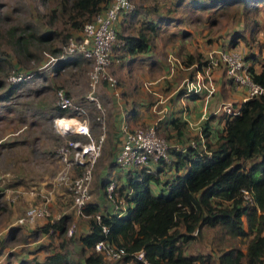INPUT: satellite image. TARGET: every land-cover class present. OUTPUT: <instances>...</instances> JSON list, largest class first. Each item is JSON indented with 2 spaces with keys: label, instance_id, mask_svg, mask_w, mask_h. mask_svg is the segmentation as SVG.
Instances as JSON below:
<instances>
[{
  "label": "rangeland",
  "instance_id": "obj_1",
  "mask_svg": "<svg viewBox=\"0 0 264 264\" xmlns=\"http://www.w3.org/2000/svg\"><path fill=\"white\" fill-rule=\"evenodd\" d=\"M57 2L58 0H0V31H5L4 34L0 32V59L7 61L0 70V81L3 83L0 87V241L6 239L3 251L0 246V264H36L44 261L63 238L58 233L47 235L39 229L49 219L54 221L63 215L67 216L64 237L77 238L83 234L84 226L88 223L86 214L77 215L74 212L69 183L57 185L55 182L56 174L64 167L56 150L71 138V134L65 137L60 135L53 121L56 116L64 113L56 106L57 90L64 89L74 101L86 107L87 118L91 122L90 131L96 136L102 125L97 120L99 115L104 126L107 124V111L101 95L99 97V91L102 87L106 88L108 83L102 81L96 90L101 111L94 103L85 101L92 64L80 55L71 56L65 51L67 42L64 43L63 34L72 30L68 15L63 14ZM131 2L133 8L141 12L148 6H153L159 13L170 17L171 21L159 28L153 55L149 59H141L131 68L125 62L116 59L111 61L107 71L117 80L120 99L127 97V92L135 86L136 90L131 91L135 96L140 98L143 95L153 102L157 100L153 95V89L156 88L174 105L183 98L188 109L189 93L185 90L186 84L195 79L197 72L202 73L201 69L208 65L209 56H215L217 48H235L253 62L252 67L256 72L264 70V5L260 6L257 14L250 11L248 14L242 13V16L240 10L233 6L200 10L193 8L189 0ZM52 8L56 10L54 17H50ZM144 16L141 14L132 18V13L125 15L123 18L126 24L121 33H132L142 19L155 17ZM123 18L121 21H125ZM250 20L259 21L258 30L253 36L250 28L245 27V22L250 23ZM17 25L21 27L18 30L34 35L29 39L30 46L28 45L31 55L24 52L18 54L9 46L10 35L7 34V29ZM81 30L73 29L71 34L78 37ZM46 31L55 33L49 35L50 40L39 41L35 38ZM241 34L244 36H240ZM230 43L235 46L232 47ZM112 55L116 58L114 52ZM188 57H191L192 63H187ZM71 58H75L76 62L73 63ZM69 60L72 63L69 64ZM215 69L220 77L216 80L211 72L213 92L210 98H216L211 104L212 112L218 108L217 114H222L225 111L224 105L237 109L246 94L245 90L236 89L223 67L216 66ZM14 70L29 76L22 80L16 78L18 84H11L7 75L14 73ZM211 71H214V67ZM145 81L154 83L145 88ZM200 94L204 96L205 92L201 91ZM200 98L202 99L198 97ZM195 105L200 108L199 103L192 106ZM212 112L209 111L208 114L214 117L213 124L221 122L222 119ZM155 122L156 125L159 124L157 119L152 123ZM198 129L199 126L193 127L190 139L198 136ZM158 134L168 144L173 142L170 137L167 138V133L158 130ZM106 139L107 136L92 171L88 201L103 200L101 182H105L108 176L116 177L117 186L125 182L123 178L127 176L128 171L120 173L113 168L115 165L110 155L103 158L104 150L111 151L110 146H105ZM78 173L79 168H73L70 176L74 177ZM246 199L249 201V196ZM45 201L49 211L47 217L38 218L32 224H17L16 221L28 207L41 205ZM109 203L110 200L104 196L103 204L107 207ZM12 227L19 229L16 235H10ZM69 228L71 235L67 233ZM231 242L222 229L202 228L200 236L186 244L185 254L211 253L213 264H218L220 251ZM69 247L76 252L74 256L77 257L78 244L72 242Z\"/></svg>",
  "mask_w": 264,
  "mask_h": 264
},
{
  "label": "trees",
  "instance_id": "obj_2",
  "mask_svg": "<svg viewBox=\"0 0 264 264\" xmlns=\"http://www.w3.org/2000/svg\"><path fill=\"white\" fill-rule=\"evenodd\" d=\"M189 2L200 10L233 6L240 10L242 16L250 11L257 14L260 6L264 5V0ZM107 3L108 0L57 2L63 14L68 15L71 32L73 29L81 30L84 23L103 10ZM148 11L156 18L143 19L134 32L121 33L116 28V41L112 47L116 58L112 55V62L114 59L122 61L126 56L133 60L152 48L161 25L171 21L153 6ZM130 13L134 17L139 11L133 8ZM55 15L56 10L52 8L50 17ZM18 27L11 26L6 30L10 35L9 46L18 54L31 55L28 45L34 35H27ZM245 27L250 28L253 36L257 32L258 21L245 22ZM71 32L63 34L64 43L75 36ZM52 34L55 33L46 31L35 38L48 41ZM190 59L188 57L187 62ZM71 60L76 62L75 58ZM5 63L6 60L0 59V70ZM254 79L264 84V70L254 73ZM2 85L0 81V87ZM189 97L195 99L200 95L189 94ZM219 117L223 119L221 127L212 128L206 121L199 136L188 137L186 145L169 146L168 160L157 161L153 168L143 166L129 170L126 181L114 189L113 201L106 192L109 176L101 182L102 194L110 201L118 203L124 199L127 202L122 215L101 210L96 202L89 201L83 208L88 216L87 233L77 238L64 237L65 215L41 225L39 229L44 233L51 229L49 235L58 233L63 238L44 261L36 264H143L135 257L138 251H143L148 264H213L211 253L185 254L186 244L200 236L202 228L222 229L232 241L220 251L218 264H264V95L249 98L239 104L236 113L223 112ZM184 123L174 120L173 127L179 132ZM74 136L71 134V138ZM167 171L171 175L163 179L161 176ZM18 232L16 227L10 229V235ZM99 240L124 248L126 254L121 260L108 261L94 249ZM5 241H0L2 251ZM72 242L78 244L77 257L69 247Z\"/></svg>",
  "mask_w": 264,
  "mask_h": 264
},
{
  "label": "built area",
  "instance_id": "obj_3",
  "mask_svg": "<svg viewBox=\"0 0 264 264\" xmlns=\"http://www.w3.org/2000/svg\"><path fill=\"white\" fill-rule=\"evenodd\" d=\"M133 7L131 0H108L103 10L95 14L90 21L84 23L81 34L78 37H69L66 44L65 51L68 54H77L91 61L89 91L85 96V101L94 103L100 111L102 109L96 90L102 81L112 85L114 93L118 94L117 80L108 73L107 69L112 61V47L116 41L117 23L129 14ZM217 49L214 51V57L210 58L209 56L208 65L205 64L206 66L201 69L202 73L197 72L195 79L186 84L185 90L187 93L198 94L201 97L203 96L200 94L201 91L205 92L204 98L207 100L213 92L211 76L213 71H211V68L221 66L224 68L230 82L236 88L245 90L246 94L243 101L254 96L264 95V84L254 79L256 71L245 55L235 50V48ZM26 76L20 72H14L8 77L11 83H18L16 78L22 80ZM145 85L147 86V83ZM56 106L64 112L53 120L58 133L64 137L67 134L75 136L67 139L65 144L56 150L60 161L64 163V167L56 174L55 182L57 185L69 183L74 212L77 215H83V208L89 202L92 171L101 154L105 139V126L99 115L97 120L102 123L100 132L96 136L92 135L86 107L74 101L62 88L57 90ZM223 109L229 113L238 111V109H231L227 105H224ZM120 132L122 133L121 145L114 158V165L119 172L123 173L137 167H148L150 164L162 159L168 160L169 144L164 137L158 134L156 122L133 129L123 123ZM73 168H79V173L71 177L70 171ZM116 187V177L114 175L109 176L106 192L108 198L112 201V195ZM248 196L246 193V197ZM48 215V204L45 201L41 205L28 207L24 215L16 222L18 225L32 224L36 219ZM99 219L97 215V220L99 221ZM49 221L52 222L53 220L49 219L47 222ZM51 233L52 230L50 229L45 234L49 235ZM67 233L71 235V228L67 230ZM94 247L110 260L121 259L126 254L124 248L111 244L106 240H99ZM135 257L142 260L143 264H148L144 259L143 251L136 252Z\"/></svg>",
  "mask_w": 264,
  "mask_h": 264
},
{
  "label": "crops",
  "instance_id": "obj_4",
  "mask_svg": "<svg viewBox=\"0 0 264 264\" xmlns=\"http://www.w3.org/2000/svg\"><path fill=\"white\" fill-rule=\"evenodd\" d=\"M143 6L145 7V5ZM149 8L150 6H148L147 9H145V11L143 12L139 11V13L134 17H137V16L139 17V15L141 14L142 16L144 15L155 16V14H152V12L149 13L148 11ZM154 18L156 17H151L149 19L151 20ZM124 24H126V20L125 21L120 20L117 23V30L119 32H121V30L123 31ZM258 26H259V21H258ZM257 30H258V27H257ZM155 39L153 41V45H154V42L156 44ZM152 55H153V47L146 50L144 53H141L137 58L133 60L129 59L126 56L122 59L121 62H125V64L129 65L131 68V67L136 66L139 60L143 59V61H146ZM252 65H253V62H252ZM215 73H216V69L214 68L213 76L216 80H218L220 75H218L217 73L215 74ZM146 83L147 85H150L151 83H154V82L145 81L144 84ZM146 87L147 86L145 85V88ZM132 90H136L135 86H133L131 90H129L130 92H127V97L123 96L121 99H120L119 94L116 95L114 93V88L110 84H107L106 88L102 87L99 91V97L101 95V99H103V103L107 111V115H106L107 124L105 126V136H107V139L105 142V146L106 147L110 146V150H111V151L104 150L102 154H103V158L104 156L110 155V157L113 158L112 159L113 164H114V158L121 145L122 133L120 132V130H121V126L123 123H126L131 129H133L139 126L151 124L155 119H157L159 123L157 124L158 130L167 133V136H169L172 139L173 142L169 144V146H172V147H182L186 145L188 142L187 138L190 137V135L192 134V131H193L192 129L194 126L195 128L199 126V129L197 131V135L199 136L206 121L209 122V125L212 128L221 127V125L223 124V119L218 124H216L215 122L213 124L214 118H211L212 115L208 114L209 111L212 112L213 108L211 104L214 101H216V98L214 99V98L209 97L207 100H205L204 96H201L202 99L201 98L192 99L189 97L187 98V104H188V109H187L184 105L185 104L184 101H182L183 98H180V100H177V102H175L176 105H174L172 101H168L167 96L156 91V88L153 89V95H155L154 98L157 100H154L153 102H150L147 98H144L143 95L142 97L138 98L137 96L134 95V92L133 93L131 92ZM234 94L236 95V93ZM201 101H204V102L201 103ZM241 102H243V99ZM198 103L200 104L199 105L200 108L196 105L194 107L192 106L193 104H198ZM181 104L183 105L182 109H181V106H182ZM216 110H214L212 113L218 117L221 115V113L217 114ZM223 112H226V111H223ZM174 120L185 122L184 125L180 128L179 132L176 127H173ZM191 120H194L195 122H192ZM193 123H194V126H192ZM89 124L91 127L90 120H89ZM154 164H150V167L153 168ZM113 168L116 169V167H113ZM170 175H171L170 171H167L161 177L164 179L166 178V176L169 177ZM123 180L126 181V178H123ZM103 201H104V196H103V200L98 199L97 202L96 201L94 202H96L99 205L100 209L104 211H108L111 213H117L119 215H122L125 212L127 202L124 199H120V202L118 203L110 201L107 207L103 204ZM88 229H89L88 225H85L83 229V234L87 233Z\"/></svg>",
  "mask_w": 264,
  "mask_h": 264
},
{
  "label": "clouds",
  "instance_id": "obj_5",
  "mask_svg": "<svg viewBox=\"0 0 264 264\" xmlns=\"http://www.w3.org/2000/svg\"><path fill=\"white\" fill-rule=\"evenodd\" d=\"M130 14V13H129ZM94 249H95V247H94ZM96 250V249H95ZM97 251V250H96ZM99 252V251H98ZM100 253V252H99ZM103 255V254H102ZM104 256V255H103ZM104 258L105 259H107L105 256H104ZM108 260H110V259H108ZM117 260H121V259H117ZM110 261H115V260H110Z\"/></svg>",
  "mask_w": 264,
  "mask_h": 264
}]
</instances>
